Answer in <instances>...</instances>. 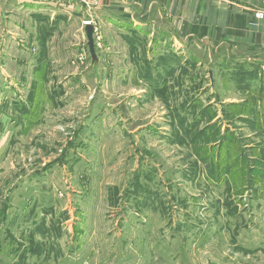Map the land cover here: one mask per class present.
<instances>
[{"label": "rangeland", "instance_id": "rangeland-1", "mask_svg": "<svg viewBox=\"0 0 264 264\" xmlns=\"http://www.w3.org/2000/svg\"><path fill=\"white\" fill-rule=\"evenodd\" d=\"M88 21L24 63L0 25V264H264V146L227 50L94 25L95 63Z\"/></svg>", "mask_w": 264, "mask_h": 264}, {"label": "crops", "instance_id": "crops-1", "mask_svg": "<svg viewBox=\"0 0 264 264\" xmlns=\"http://www.w3.org/2000/svg\"><path fill=\"white\" fill-rule=\"evenodd\" d=\"M263 4L264 0H0V25L22 52L16 63L31 58L32 48L38 47L47 28L52 30V47L64 38L66 24L77 31L88 20L99 25L104 35L122 28L142 29L162 49L202 44L214 53L225 49L231 72L227 73V104L255 109L258 131L244 138L254 136L264 146V19L255 17ZM109 40L108 48L119 58L120 49L112 37ZM253 97L255 103L249 101Z\"/></svg>", "mask_w": 264, "mask_h": 264}, {"label": "water", "instance_id": "water-1", "mask_svg": "<svg viewBox=\"0 0 264 264\" xmlns=\"http://www.w3.org/2000/svg\"><path fill=\"white\" fill-rule=\"evenodd\" d=\"M94 32H95V28L93 25L89 24L85 27V33L88 39V48H89V53L91 55V58L93 60V62H98V56L96 53V49H95V39H94ZM211 77H212V73H210ZM213 81V79H212Z\"/></svg>", "mask_w": 264, "mask_h": 264}, {"label": "built area", "instance_id": "built-area-1", "mask_svg": "<svg viewBox=\"0 0 264 264\" xmlns=\"http://www.w3.org/2000/svg\"><path fill=\"white\" fill-rule=\"evenodd\" d=\"M255 17L258 19V20H262L264 19V4L260 7V9L255 12ZM91 23V22H90ZM87 26V24H84ZM89 25V24H88Z\"/></svg>", "mask_w": 264, "mask_h": 264}, {"label": "trees", "instance_id": "trees-1", "mask_svg": "<svg viewBox=\"0 0 264 264\" xmlns=\"http://www.w3.org/2000/svg\"><path fill=\"white\" fill-rule=\"evenodd\" d=\"M221 138H219L218 140H217V142H220V143H218V144H221V140H225V137L223 138V136H220Z\"/></svg>", "mask_w": 264, "mask_h": 264}]
</instances>
